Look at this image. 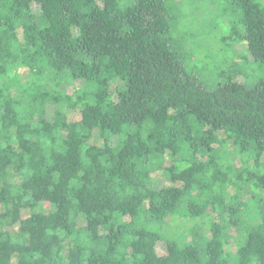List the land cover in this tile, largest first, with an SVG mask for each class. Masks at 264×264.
Segmentation results:
<instances>
[{
  "label": "trees",
  "instance_id": "obj_1",
  "mask_svg": "<svg viewBox=\"0 0 264 264\" xmlns=\"http://www.w3.org/2000/svg\"><path fill=\"white\" fill-rule=\"evenodd\" d=\"M223 3L207 89L164 0H0V264H264V0Z\"/></svg>",
  "mask_w": 264,
  "mask_h": 264
},
{
  "label": "rangeland",
  "instance_id": "obj_2",
  "mask_svg": "<svg viewBox=\"0 0 264 264\" xmlns=\"http://www.w3.org/2000/svg\"><path fill=\"white\" fill-rule=\"evenodd\" d=\"M224 1L164 0L165 18L170 26L172 48L175 47L177 53L182 55L181 62L187 73L195 76L207 89L214 87L218 82L214 75L219 70L222 69L225 75L229 74L233 70L228 68L232 61L240 62L241 55L245 54L243 50L245 44L229 37V23L222 17ZM226 2L225 6H229L232 0ZM249 59L251 58L248 57ZM237 62L235 64L238 65ZM252 65L247 66L251 75L249 81L264 79V64H255V70H252ZM240 80H245L244 76H241ZM47 110L52 112L53 109ZM71 116L74 119L79 118L76 111L71 112ZM158 176H161L160 172ZM43 206L48 208L49 204L44 203ZM27 213L28 211H22L24 216ZM157 250L158 253L164 254L165 243L158 242Z\"/></svg>",
  "mask_w": 264,
  "mask_h": 264
}]
</instances>
